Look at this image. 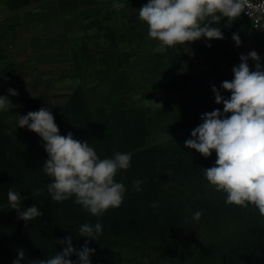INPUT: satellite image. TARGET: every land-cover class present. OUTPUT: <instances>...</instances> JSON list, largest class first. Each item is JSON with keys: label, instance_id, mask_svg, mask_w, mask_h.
Wrapping results in <instances>:
<instances>
[{"label": "trees", "instance_id": "obj_1", "mask_svg": "<svg viewBox=\"0 0 264 264\" xmlns=\"http://www.w3.org/2000/svg\"><path fill=\"white\" fill-rule=\"evenodd\" d=\"M75 93L72 100L82 104L76 112L67 108L60 134L71 132L88 142L101 159L114 152L132 154L130 167L115 177L126 187L123 203L99 217L75 204L74 197L57 204L46 189L51 181L42 169L48 158L44 141L31 149L6 141L0 146V264H13L19 250L25 253L21 264L45 260L62 252L66 245L56 241L69 236L77 251L85 241L95 249L90 264H264V217L253 206L226 204V194L208 183L204 169L214 166V151L205 158L185 147L203 113L223 112L213 93L205 100L208 106L196 104L192 115L185 111L176 118L172 125L184 131L182 140L167 147L147 145L160 115L124 102L92 106L88 92ZM135 180L143 181L142 191L133 187ZM10 189L27 197L22 210L35 205L43 215L27 223L18 219L8 202ZM196 212L199 220L193 219ZM10 219L15 221L9 224ZM85 223L102 225L98 240L79 236Z\"/></svg>", "mask_w": 264, "mask_h": 264}, {"label": "rangeland", "instance_id": "obj_2", "mask_svg": "<svg viewBox=\"0 0 264 264\" xmlns=\"http://www.w3.org/2000/svg\"><path fill=\"white\" fill-rule=\"evenodd\" d=\"M147 2L84 0V13L79 16L84 24L80 22L77 30L74 26L69 35L60 33L54 45L45 47L54 53L51 59L34 47H26L21 51V62L5 61L0 96H7L19 107L10 105L7 111L0 110V146L7 141L31 149L43 141L16 124V114L26 115L41 107L51 109L62 130L67 108L71 106L76 112L82 104L72 100L75 92L86 91L92 106L112 107L124 102L160 115L147 145L167 147L179 143L184 133L176 130L173 122L185 111L189 116L196 112V104L208 106L205 100L213 93L212 86L230 95L221 84L233 79L232 68L240 64L242 54L256 51L264 68V28H254L243 15L227 27V18L221 19L222 40L202 37L166 48L163 53L155 51L158 41L148 36L147 25L138 17V9ZM116 3L124 7L116 9ZM233 33L239 34V46L232 40ZM248 64L255 71L256 62L249 58ZM9 88L19 95H10ZM13 221L10 219L9 224Z\"/></svg>", "mask_w": 264, "mask_h": 264}, {"label": "clouds", "instance_id": "obj_3", "mask_svg": "<svg viewBox=\"0 0 264 264\" xmlns=\"http://www.w3.org/2000/svg\"><path fill=\"white\" fill-rule=\"evenodd\" d=\"M113 6L124 7L123 3ZM246 7H249L248 0H148L138 9V17L147 25L148 36L158 41L155 51L163 53L166 48L184 46L202 37L209 41L224 39L219 27L221 19L227 18V27L244 13L250 16ZM260 8L264 9V5ZM232 40L236 46L241 44L238 33H233ZM249 58L256 62L255 71L249 67ZM239 59L240 64L232 68L233 79L221 84L230 98L225 99L212 86L215 102L223 104V112L217 108L203 113V122L192 130V138L185 141V147L205 158L214 151V166L204 169L208 183L217 192L226 194V204L253 206L264 217V68L256 51L242 54ZM8 92L19 95L11 88ZM10 105L19 107L12 105L7 96H0V110L7 111ZM16 116L17 127H26L44 141L48 158L42 169L51 181L46 189L52 201L58 204L74 197L75 204L96 217L122 205L126 187L115 177L118 171L130 167L131 153L114 152L111 158L101 159L88 142L75 139L71 132L61 135L50 108L41 107ZM142 183L133 181L136 191H142ZM7 197L11 209L25 223L43 215L35 205L22 210V202L27 197L20 193L10 189ZM200 216L196 212L193 219L199 220ZM101 233L100 223L94 226L85 223L79 228V236L92 240H98ZM56 243L66 245L62 252L33 264H90V256L95 252L88 247V241L77 251L71 236ZM74 254L78 257L75 262L70 259ZM24 258V251L19 250L13 264H21Z\"/></svg>", "mask_w": 264, "mask_h": 264}, {"label": "crops", "instance_id": "obj_4", "mask_svg": "<svg viewBox=\"0 0 264 264\" xmlns=\"http://www.w3.org/2000/svg\"><path fill=\"white\" fill-rule=\"evenodd\" d=\"M84 8V0H0V63L21 62L26 47L51 59L54 53L45 47L54 45L60 33L69 35L83 25Z\"/></svg>", "mask_w": 264, "mask_h": 264}, {"label": "built area", "instance_id": "obj_5", "mask_svg": "<svg viewBox=\"0 0 264 264\" xmlns=\"http://www.w3.org/2000/svg\"><path fill=\"white\" fill-rule=\"evenodd\" d=\"M249 7H246V12H251L248 16L246 13L242 14L243 17L251 23L254 28H264V9L260 6L264 5V0H248ZM1 20V16H0ZM4 68V63H0V79L2 77V69Z\"/></svg>", "mask_w": 264, "mask_h": 264}]
</instances>
